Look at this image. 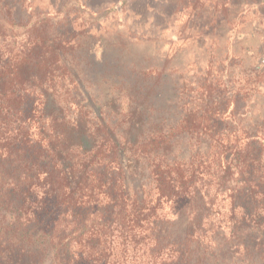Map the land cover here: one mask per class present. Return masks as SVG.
Listing matches in <instances>:
<instances>
[{
	"label": "trees",
	"instance_id": "16d2710c",
	"mask_svg": "<svg viewBox=\"0 0 264 264\" xmlns=\"http://www.w3.org/2000/svg\"><path fill=\"white\" fill-rule=\"evenodd\" d=\"M33 1L0 0V264H264V92Z\"/></svg>",
	"mask_w": 264,
	"mask_h": 264
},
{
	"label": "rangeland",
	"instance_id": "374dc122",
	"mask_svg": "<svg viewBox=\"0 0 264 264\" xmlns=\"http://www.w3.org/2000/svg\"><path fill=\"white\" fill-rule=\"evenodd\" d=\"M54 1L76 12L68 20L77 29L145 35L147 43L138 44L136 51L178 67L184 81L208 72L215 80L224 69L230 88L239 95L251 98L264 92V82H256L252 72L256 67L264 71V0H114L110 5L107 0ZM81 1L88 7H81ZM33 3L38 10L53 9L52 0ZM248 101L244 109L264 115V103Z\"/></svg>",
	"mask_w": 264,
	"mask_h": 264
}]
</instances>
